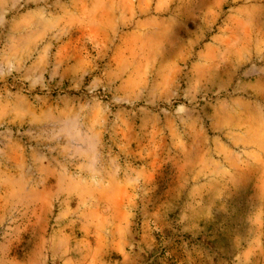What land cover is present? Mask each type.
Instances as JSON below:
<instances>
[{"label":"rangeland","instance_id":"rangeland-1","mask_svg":"<svg viewBox=\"0 0 264 264\" xmlns=\"http://www.w3.org/2000/svg\"><path fill=\"white\" fill-rule=\"evenodd\" d=\"M0 264H264V0H0Z\"/></svg>","mask_w":264,"mask_h":264}]
</instances>
